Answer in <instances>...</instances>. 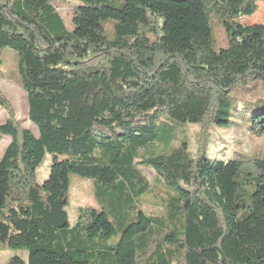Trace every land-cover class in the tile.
<instances>
[{"label": "trees", "instance_id": "obj_1", "mask_svg": "<svg viewBox=\"0 0 264 264\" xmlns=\"http://www.w3.org/2000/svg\"><path fill=\"white\" fill-rule=\"evenodd\" d=\"M77 1L68 24L52 0H0V54L19 55L38 131L0 92V145L11 138L0 251L27 255L8 264H264V151L209 155L217 128L264 137V24H243L264 0ZM213 20L228 42L219 51ZM137 162L162 189L153 193ZM73 174L94 181L100 206L75 226ZM149 195L161 214L143 210Z\"/></svg>", "mask_w": 264, "mask_h": 264}, {"label": "rangeland", "instance_id": "obj_2", "mask_svg": "<svg viewBox=\"0 0 264 264\" xmlns=\"http://www.w3.org/2000/svg\"><path fill=\"white\" fill-rule=\"evenodd\" d=\"M58 7L65 21L70 24L74 9L80 5L77 0H52ZM259 9L257 13L251 17L244 19V25H257L264 24V3H258ZM262 5V6H261ZM213 49L219 51L228 46L226 33L221 24L213 20ZM0 92L12 104L17 119L21 125L34 134L38 135L36 126L28 119V97L22 90L18 79V61L19 55L16 51L8 48L0 54ZM7 120V113L5 110L0 109V124L5 123ZM199 128L195 125L188 127V139L192 145V150L197 149L196 135ZM211 143L209 146V155L215 160L228 161L233 157L234 149H239L249 155H254L264 151V137L255 138L250 132L245 130H223L214 129L212 131ZM11 138H6L0 145V160L3 157L6 147L10 144ZM180 143L176 142L175 146ZM63 158L60 157L59 161ZM51 156H47L43 164L38 170V182L43 184L48 180L51 166ZM139 165L140 163L137 162ZM139 169L149 181L153 193L163 188V181L161 178L150 168L139 165ZM70 193H69V206L67 208L69 214V222L71 226H75L79 220L82 209L96 208L100 206L95 198V183L90 178L81 177L79 175H71L70 177ZM143 210L149 215H159L162 213V206L154 195H149L144 200ZM114 222L113 218H110ZM120 235L115 237L113 242L119 241ZM18 256L27 261L26 253L21 251H0V264H8L10 260ZM27 263V262H26Z\"/></svg>", "mask_w": 264, "mask_h": 264}, {"label": "water", "instance_id": "obj_3", "mask_svg": "<svg viewBox=\"0 0 264 264\" xmlns=\"http://www.w3.org/2000/svg\"><path fill=\"white\" fill-rule=\"evenodd\" d=\"M244 44H245V46H246V47H248V45H247V43H246V42H245Z\"/></svg>", "mask_w": 264, "mask_h": 264}, {"label": "crops", "instance_id": "obj_4", "mask_svg": "<svg viewBox=\"0 0 264 264\" xmlns=\"http://www.w3.org/2000/svg\"><path fill=\"white\" fill-rule=\"evenodd\" d=\"M5 139H6V138H5ZM5 139H4V140H5ZM7 147H8V146H7ZM7 147H6V148H7ZM5 150H6V149H5ZM4 152H5V151H4ZM1 159H2V158H1Z\"/></svg>", "mask_w": 264, "mask_h": 264}]
</instances>
